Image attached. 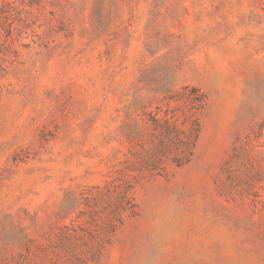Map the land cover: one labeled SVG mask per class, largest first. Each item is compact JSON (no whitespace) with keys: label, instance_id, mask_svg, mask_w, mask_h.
<instances>
[{"label":"rangeland","instance_id":"rangeland-1","mask_svg":"<svg viewBox=\"0 0 264 264\" xmlns=\"http://www.w3.org/2000/svg\"><path fill=\"white\" fill-rule=\"evenodd\" d=\"M0 264H264V0H0Z\"/></svg>","mask_w":264,"mask_h":264}]
</instances>
